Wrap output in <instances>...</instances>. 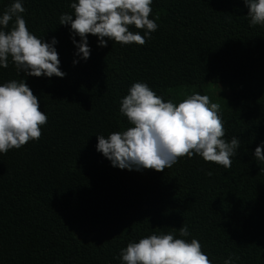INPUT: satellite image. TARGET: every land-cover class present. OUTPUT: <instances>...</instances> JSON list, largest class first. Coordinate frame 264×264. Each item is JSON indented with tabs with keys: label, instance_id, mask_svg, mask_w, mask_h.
Listing matches in <instances>:
<instances>
[{
	"label": "trees",
	"instance_id": "16d2710c",
	"mask_svg": "<svg viewBox=\"0 0 264 264\" xmlns=\"http://www.w3.org/2000/svg\"><path fill=\"white\" fill-rule=\"evenodd\" d=\"M70 2L23 0L29 31L58 41L63 78L0 68V84L24 79L47 116L38 140L0 154V264H120L129 241L183 224L212 264L230 254L264 264V163L252 156L264 141V26L249 25L243 0H153L158 27L144 45L100 47L89 34L90 56L74 65L70 26L59 25ZM134 82L165 101L195 88L219 104L224 138L241 141L231 166L194 155L160 172L112 167L96 135L130 126L119 102ZM222 84L230 96L216 101ZM77 227L94 238L77 239Z\"/></svg>",
	"mask_w": 264,
	"mask_h": 264
},
{
	"label": "clouds",
	"instance_id": "9594fccd",
	"mask_svg": "<svg viewBox=\"0 0 264 264\" xmlns=\"http://www.w3.org/2000/svg\"><path fill=\"white\" fill-rule=\"evenodd\" d=\"M152 2L71 0L68 6L73 11L61 13L59 25L70 26L74 55L78 58L73 64L89 58V34L97 37L100 47H106L108 41L121 46L144 45L158 27L155 19L149 18ZM243 3L248 9L249 25L264 26V0H243ZM24 12L23 0H11L0 12V68H7L11 62L16 72L26 77L63 78L65 73L60 70L55 47L58 41L53 37L46 42L29 31ZM219 108L207 95L197 92L178 103L165 101L147 83L134 82L119 102V114L130 126L107 137L96 135V151L112 167L121 170L160 172L171 168L179 158L194 155L227 169L241 141L237 136L224 138ZM46 121L45 112L39 110L38 97L24 79L0 84V154L38 140ZM262 150L264 141L252 153L256 162L264 163ZM173 229L129 241L119 251L120 264H212L196 238L185 239L190 235L187 226ZM238 259L230 254L222 264H235Z\"/></svg>",
	"mask_w": 264,
	"mask_h": 264
},
{
	"label": "rangeland",
	"instance_id": "374dc122",
	"mask_svg": "<svg viewBox=\"0 0 264 264\" xmlns=\"http://www.w3.org/2000/svg\"><path fill=\"white\" fill-rule=\"evenodd\" d=\"M195 90H196L195 88H191L188 91L191 94V93H194ZM209 93H210V96L216 101H218V100L226 101L230 96L231 86L228 84H222V85H219L217 87L211 88ZM263 96H264V93H263ZM182 99H184V97ZM74 235L77 239H79L83 242H87V241H90L94 238L95 233L88 231L86 229L77 227L74 230Z\"/></svg>",
	"mask_w": 264,
	"mask_h": 264
}]
</instances>
